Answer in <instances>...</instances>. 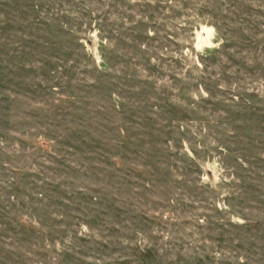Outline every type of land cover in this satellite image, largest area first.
<instances>
[{"label":"rangeland","instance_id":"obj_1","mask_svg":"<svg viewBox=\"0 0 264 264\" xmlns=\"http://www.w3.org/2000/svg\"><path fill=\"white\" fill-rule=\"evenodd\" d=\"M263 128L264 0H0V264H264Z\"/></svg>","mask_w":264,"mask_h":264},{"label":"trees","instance_id":"obj_2","mask_svg":"<svg viewBox=\"0 0 264 264\" xmlns=\"http://www.w3.org/2000/svg\"><path fill=\"white\" fill-rule=\"evenodd\" d=\"M262 130L264 133V128ZM232 132L233 131L229 130L227 132L228 133L227 137L231 138ZM76 133H78V134H76ZM81 136H82V132L77 130V131L73 132L71 137L66 138L65 140H63L61 138V136L58 138H53L51 140V143L42 144V147L44 148V151H45V155L47 156L46 153H48L53 158L59 159L62 161H63V159L71 158L72 155L74 154V152L79 149L78 145L84 144V141H83ZM119 136H121V133H117L115 135V138L117 140L115 141V144L113 146L114 149L115 148L118 149L119 147H121L124 144V141L120 140ZM121 137H124V136H121ZM252 137H254V136H252ZM90 143L92 144V147H93L94 144H97L98 142L96 140H92V141H90ZM97 146H98L97 147L98 150L96 151V153H99V161L103 164L107 163L108 162L107 159L110 156V151L108 149H105L106 144H102V145L97 144ZM64 148H66V150H64ZM219 152L225 153L226 151H225V149L221 148ZM256 160L259 162H264V160L262 158L256 159ZM243 164L245 165V163H243ZM226 170L229 171V169H226ZM242 170H244V172L247 174L251 173V171L249 169H242ZM247 177H249V175H246V178ZM123 181L125 182L126 180L123 179ZM222 183H224L228 188L236 189V190H239L241 187V184H242V183L237 182V179H235L233 181V183H231V184L225 183L224 181ZM234 185H235V187H234ZM43 189L47 191L46 187H44ZM234 195H238L237 191H233L230 196L232 197ZM137 196H138V198L142 199V196H139V195H137ZM110 201L112 203L118 202V204H120L122 199H119V198L116 199V197L111 196ZM51 204H54V203L47 202V205H51ZM121 208H122V206H119L118 209L116 210V212L121 213L122 212ZM136 213H137V219L135 220V222L140 227H145V226L153 223V218H152L153 214H149L148 210H146V212H144V211H142V209H138V210H136ZM197 218L201 219L200 217H197ZM129 232H130L129 235H132L133 238H136V235L142 234L140 230L129 231ZM198 242H200V239H196L194 242L190 241L189 243H187L184 246H173L172 252L170 253L171 258L172 259H215L216 258V253H218V252H215L214 254L212 253V255H208L204 251L202 246H200L198 244ZM139 247L140 246L137 244V248L140 249L139 250L140 254H142V255H153L151 248H149V247H140L139 248ZM150 259H152V258H150ZM196 262L200 263L201 260H196Z\"/></svg>","mask_w":264,"mask_h":264}]
</instances>
